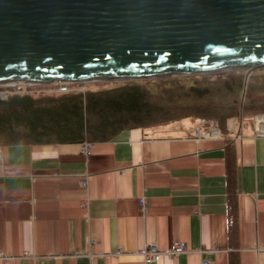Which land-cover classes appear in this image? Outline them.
Wrapping results in <instances>:
<instances>
[{"label":"crops","instance_id":"1","mask_svg":"<svg viewBox=\"0 0 264 264\" xmlns=\"http://www.w3.org/2000/svg\"><path fill=\"white\" fill-rule=\"evenodd\" d=\"M180 122L123 130L88 157L82 143L0 148V264H264V136H196L197 122ZM174 242L190 252L137 254Z\"/></svg>","mask_w":264,"mask_h":264},{"label":"water","instance_id":"2","mask_svg":"<svg viewBox=\"0 0 264 264\" xmlns=\"http://www.w3.org/2000/svg\"><path fill=\"white\" fill-rule=\"evenodd\" d=\"M264 69V0H0V82Z\"/></svg>","mask_w":264,"mask_h":264},{"label":"trees","instance_id":"3","mask_svg":"<svg viewBox=\"0 0 264 264\" xmlns=\"http://www.w3.org/2000/svg\"><path fill=\"white\" fill-rule=\"evenodd\" d=\"M245 75L236 70L131 80L60 94L9 92L0 97V148L103 142L126 129L177 121L204 120L207 129L216 121L219 134L229 136L228 121L242 123L253 112L264 111V69L252 72L246 82ZM231 156L232 146L226 152L225 175L230 228L235 221Z\"/></svg>","mask_w":264,"mask_h":264},{"label":"built area","instance_id":"4","mask_svg":"<svg viewBox=\"0 0 264 264\" xmlns=\"http://www.w3.org/2000/svg\"><path fill=\"white\" fill-rule=\"evenodd\" d=\"M52 84V83H59L60 85V90L59 92H64V87L61 85L67 84V83H73V82H68V81H42V82H34V81H24V80H10L6 82H0V87L3 88V90H0V97L2 99L7 98V95L9 92H14V93H25L26 89L30 86H33L35 84ZM261 117L264 118V115H257L255 116V131L257 136H264V127L261 125L264 124V121L261 120ZM204 125V120H199L196 124V127L194 129L196 136H205V134L208 135H218L219 131L217 130L216 127H210V129L204 131L201 129ZM91 147L92 143L89 142H84L81 144L80 149L82 154H84L86 157H88L91 153ZM2 163V158L0 154V164ZM139 207L142 212H146L147 210V202L145 198H140L139 199ZM120 251V250H119ZM190 252L189 248L184 242H174L170 247L166 249H161L157 245H147L144 246L143 248H140L137 251V254L143 257L145 262H158L162 259V257L167 256V257H173L177 256L183 253H188ZM9 259L8 257H5L1 252H0V260H7ZM207 264L208 262H203Z\"/></svg>","mask_w":264,"mask_h":264},{"label":"rangeland","instance_id":"5","mask_svg":"<svg viewBox=\"0 0 264 264\" xmlns=\"http://www.w3.org/2000/svg\"><path fill=\"white\" fill-rule=\"evenodd\" d=\"M246 71V70H245ZM247 72V71H246ZM126 81H131V80H116V81H87V82H83V83H67V84H63L61 85L62 87H64V92H68V91H83L85 89L87 90H99V89H107V88H111L115 85H118L119 83L122 82H126ZM36 90L37 92H42L45 94H60L62 92L60 90V85L59 83H52V84H35L33 86H30L26 89L27 90ZM257 115H264V111L261 110H257L255 112H253L252 114H250V116H248L246 118L247 121H244L242 123H239L237 121V119H233L228 121V133L227 135L232 134L233 130L239 129L241 127L245 126V131H250L252 130V126L255 123V116ZM263 118L261 117V120ZM181 124H184L185 126H189L186 121H182L180 122ZM216 121L213 122V124L211 125V127H216ZM262 127H264V124L261 125Z\"/></svg>","mask_w":264,"mask_h":264},{"label":"bare ground","instance_id":"6","mask_svg":"<svg viewBox=\"0 0 264 264\" xmlns=\"http://www.w3.org/2000/svg\"><path fill=\"white\" fill-rule=\"evenodd\" d=\"M262 120L264 121V118Z\"/></svg>","mask_w":264,"mask_h":264}]
</instances>
